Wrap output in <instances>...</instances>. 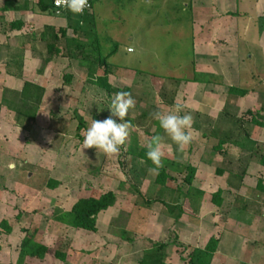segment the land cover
Masks as SVG:
<instances>
[{
	"label": "rangeland",
	"instance_id": "1",
	"mask_svg": "<svg viewBox=\"0 0 264 264\" xmlns=\"http://www.w3.org/2000/svg\"><path fill=\"white\" fill-rule=\"evenodd\" d=\"M190 1L98 0L87 15L61 17L60 29L67 31L68 38L89 45L90 34L97 33L103 55L118 50L109 59V83L129 89L136 100L135 109L125 117L134 125L119 156L109 158L95 148L81 151L82 133L92 119L112 115L113 97L95 85L96 76H90L86 61L64 54L65 41L59 43L63 53L54 55L52 65L42 63L38 68L46 74L47 90L36 121L19 122L22 138L10 140V128L17 126L13 122L18 116L0 101V121L6 122L0 123V263L18 264L24 230L32 229L36 241L48 246L51 253L44 260L28 259L24 264H137L126 256L159 243L168 244V263L187 264L181 254L186 257L195 249H204L213 236L221 240L213 264H264V194L257 189L259 181L264 182V168L260 167L264 140L258 141L240 187L234 176L217 174V168L227 167L230 161L225 151L240 158L238 150L230 146L215 151L217 139L193 137L185 152L176 150V155L165 150L163 167L173 180L164 189L158 187L157 175L150 174L145 164L126 155L132 144L145 146L150 139L145 131L154 119L152 112L142 117L143 112L154 107L158 110L171 97L176 101L173 89L179 79L194 73L196 30L190 11L182 6ZM80 22V31L75 33ZM253 46V60L242 70L243 84L264 92V44ZM129 47L134 49L132 53L127 51ZM71 50L80 54L74 46ZM104 73L102 70L97 76ZM66 75L72 77L70 83ZM183 100L187 106L189 101ZM256 102L241 109L239 116L249 120L247 110L255 113L263 103L256 106ZM79 117L83 130L78 129ZM112 118L122 122L119 117ZM156 130L151 128V133ZM9 164H14V169ZM189 167L198 170L190 196L185 182ZM241 168L232 167L237 174ZM51 179L63 186L50 189L47 183ZM220 190L225 191L226 202L218 208L212 199ZM108 192L115 193L117 201L99 216L96 234L76 231L53 218L56 210L69 213L82 198ZM156 199L166 205H148ZM5 220L14 227L10 236L1 227ZM58 251L67 256L66 261L56 258Z\"/></svg>",
	"mask_w": 264,
	"mask_h": 264
},
{
	"label": "crops",
	"instance_id": "2",
	"mask_svg": "<svg viewBox=\"0 0 264 264\" xmlns=\"http://www.w3.org/2000/svg\"><path fill=\"white\" fill-rule=\"evenodd\" d=\"M182 6L190 11L193 27L196 30L194 35L196 55L193 62L194 73L189 77L179 79L181 80L180 83L178 82L173 89V98L177 99L174 100L175 102L171 97L163 106L159 105L158 108L168 111L178 101L185 103L183 100L185 97L189 102L184 113L193 116L192 130L195 139H200V137L204 140L217 139L219 143L221 140H225L227 141L225 146L237 149L240 158H249L257 150L258 141L264 140V127L250 124L253 115H257L264 105V92L245 88L246 83L243 84L242 70L249 59L253 60L252 48L254 43L264 44V0H191L190 4ZM67 14L66 16H57L53 9L52 0H0L1 102H3L5 91L20 93L23 91L26 82L34 83L46 89L44 85L46 82L45 73L39 71L40 64H47V67L52 65L54 56H49L44 34L47 32L57 34L60 37L61 17L68 18ZM14 23H23L24 26L20 30H12L11 26ZM243 54L245 55L243 56ZM46 59L49 63H46ZM30 76L35 79L30 80L28 78ZM254 79L252 77V80ZM232 87L248 90L250 94L239 99L233 107H228L229 92ZM254 101H257L256 106L259 105V101L260 103L263 102L261 108L255 113L254 110L248 109L246 114L249 115V120L240 117L241 109ZM193 102L195 104L191 105ZM8 109L7 107L6 110ZM154 109L157 111L156 107ZM21 121L16 119L13 122V125L17 126H11L10 140L14 137L15 140H18L24 135L22 125L19 123ZM1 124H6V122L3 121ZM151 125L152 128H157L155 132L151 133L152 135L156 134L157 131L160 132V135H164L156 120H153ZM252 127L258 128V130L253 131ZM257 131L260 132L258 137L255 136L258 134ZM51 132L55 134L54 130ZM149 137L151 138V136ZM136 143L135 145L132 144L130 150L134 146L145 148V146ZM171 144L172 142L165 137L163 151L166 150L171 155L178 154ZM244 146H248V149H245ZM130 150L126 152V155L134 157ZM225 152L231 161L228 164L238 165L239 160L231 157L228 151ZM263 154L264 150L262 156ZM27 159L30 164L29 157ZM251 160L247 161V168L249 165L251 166ZM246 166L244 165V167ZM260 167L264 168L261 162ZM209 169L211 168L209 167ZM158 187L164 189V187ZM156 200L160 201V199ZM158 203L163 206L166 204L164 202ZM148 205L151 206L152 204ZM18 218L21 219V216ZM25 230L24 237L26 236ZM126 244L130 246V244ZM144 254L145 250H140L135 256L128 254L129 256L126 258L131 257L130 259L135 260V263L141 264ZM166 257L168 260L167 253Z\"/></svg>",
	"mask_w": 264,
	"mask_h": 264
},
{
	"label": "trees",
	"instance_id": "3",
	"mask_svg": "<svg viewBox=\"0 0 264 264\" xmlns=\"http://www.w3.org/2000/svg\"><path fill=\"white\" fill-rule=\"evenodd\" d=\"M97 2V1H96ZM95 2V4H96ZM94 4V6H95ZM89 13H86L87 15ZM69 19L71 18V13L67 14ZM81 22L76 23L75 33L80 31ZM92 27H94L93 23H90ZM24 26L23 23H14L11 27L12 30H20ZM51 31V30H50ZM48 31V32H50ZM61 36L59 37L57 34L52 33H45L44 34V41L46 42V46L49 50V56L52 57L54 55H59L63 53L61 49L60 42L65 41V52L67 56L72 57L74 59L82 60L87 62V71L89 72L91 77L96 76L95 85L98 86L102 91L107 92L110 97H114L115 93L118 91H128L131 92L129 89L121 90L119 88H114L111 86L108 80V75L110 73L109 67V59L115 55L118 50L112 51L109 55H103L101 46L98 39V34H90V43L87 45L86 43L79 42L80 40L76 38H68L67 31L62 29L59 31ZM48 34V35H47ZM86 46L89 48V52H86ZM74 46L80 54L76 55L75 52L71 50V47ZM117 46L116 48H118ZM91 48V49H90ZM119 49V48H118ZM86 52V53H85ZM91 55V56H90ZM48 63V60L46 61ZM102 70L105 71L103 75L97 76ZM65 79L67 82L72 81V77L66 75ZM46 94V90L34 83L26 82L24 89L20 93L16 92H8L5 91L3 103L13 112L16 113L19 120L21 119H28L31 121H36L37 116L40 112L41 105L43 104L44 97ZM250 94V91L232 87L229 92V99H228V107L234 106L235 103L238 102L239 99L247 97ZM152 110V111H151ZM227 110V109H226ZM156 111V109H150L149 111H144L142 117H147L149 113ZM80 124L79 130L84 129V122L81 117H79ZM127 120V119H126ZM134 125L133 120H128ZM251 125H255L258 127H264V105L262 109L258 112L257 115H253L252 120L250 121ZM152 126V125H151ZM145 131L148 136H153L151 134V127ZM154 135H160V132L157 131ZM227 141L221 140L219 145L215 148V151L220 152L224 150ZM245 149H248V146H244ZM146 148L144 147H133L130 150V153L134 155L135 158L141 159L145 157ZM227 157V153H224ZM251 157L245 158L241 157L239 159L238 165L239 168L242 167L239 171L240 173L237 174L233 171L232 167L234 164H228L227 167L223 169H218L217 174L219 176H225L226 174L234 176L239 181V186L242 184L244 178L247 174V166L246 163L249 161ZM148 168L151 165V162L145 164ZM244 165L246 167H244ZM261 165L264 166V154L261 159ZM188 175L185 178V182L189 187L188 195L190 196L192 186L196 180L198 170L193 167H189L187 169ZM173 180L170 176L169 172L163 167L159 170V174L156 178V184L161 187H166L168 182ZM62 186L61 182L55 180H49L48 187L52 190H57L59 187ZM258 191L264 194V182L261 180L259 181ZM225 191L220 190L216 194H214L212 202L213 204L221 208L225 202ZM117 201V195L113 192H108L105 194H94L89 198L79 200L72 210L69 213L60 212V210L54 211V220L58 223H62L67 225L75 230L78 231H85L88 233L96 234L98 233V219L99 216L103 213L111 209L115 206ZM159 200L150 201L148 204L158 203ZM166 205V204H165ZM174 212V210H173ZM181 216L177 217V221H179ZM3 231L11 235L13 233V227L8 221H3L1 224ZM35 232L32 229L25 230L26 236L21 242L20 245V256L18 264H24L28 259H40L44 260L49 253H51V249L40 243L37 242L35 239ZM221 240L215 236L211 237L207 246L204 249H195L191 254L185 257L184 254H181V260L186 262L187 264H213V261L218 253V249L220 247ZM168 244H152L145 248V254L141 261V264H170L167 261L166 253H167ZM55 256L57 259L61 261H66L67 256L61 252H56Z\"/></svg>",
	"mask_w": 264,
	"mask_h": 264
},
{
	"label": "clouds",
	"instance_id": "4",
	"mask_svg": "<svg viewBox=\"0 0 264 264\" xmlns=\"http://www.w3.org/2000/svg\"><path fill=\"white\" fill-rule=\"evenodd\" d=\"M56 5L73 15H83L84 10L90 7L89 0H56ZM127 51L132 53L134 49L129 47ZM135 107L136 100L131 92H116L109 107L112 115L104 120L92 119L90 125L82 133L84 138L81 151L95 148L97 152H101L109 158L119 156L130 136V129L133 127L130 121H125V117ZM185 107L184 103L178 101L168 111L157 110L150 114L159 123L164 133V135H153L147 141L145 157L139 160L141 165L151 162L152 166L147 169L150 174L158 175L159 170L164 166L165 137L176 145V150L179 153H184L191 144L194 121L191 114L184 113ZM112 116L119 117L122 122L118 123ZM14 167V164H9L10 169H14Z\"/></svg>",
	"mask_w": 264,
	"mask_h": 264
},
{
	"label": "built area",
	"instance_id": "5",
	"mask_svg": "<svg viewBox=\"0 0 264 264\" xmlns=\"http://www.w3.org/2000/svg\"><path fill=\"white\" fill-rule=\"evenodd\" d=\"M96 1L97 0H89L90 7L86 8L84 10L83 15H85L86 13H91L93 11L94 4H95ZM52 5H53V9H54V11H55L57 16H63L64 14L70 13V12L66 11L65 9H63V8L57 7L56 0H52Z\"/></svg>",
	"mask_w": 264,
	"mask_h": 264
}]
</instances>
